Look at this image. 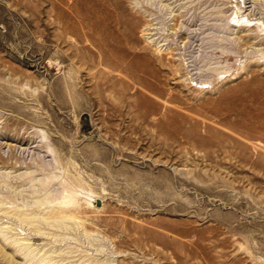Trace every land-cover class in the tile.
I'll return each instance as SVG.
<instances>
[{"label":"rangeland","instance_id":"374dc122","mask_svg":"<svg viewBox=\"0 0 264 264\" xmlns=\"http://www.w3.org/2000/svg\"><path fill=\"white\" fill-rule=\"evenodd\" d=\"M0 264H264V0H0Z\"/></svg>","mask_w":264,"mask_h":264}]
</instances>
